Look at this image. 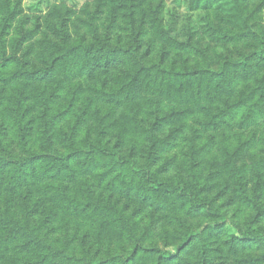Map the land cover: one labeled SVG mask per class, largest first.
I'll return each mask as SVG.
<instances>
[{"label":"trees","instance_id":"obj_1","mask_svg":"<svg viewBox=\"0 0 264 264\" xmlns=\"http://www.w3.org/2000/svg\"><path fill=\"white\" fill-rule=\"evenodd\" d=\"M21 1L0 264H264V0Z\"/></svg>","mask_w":264,"mask_h":264},{"label":"rangeland","instance_id":"obj_2","mask_svg":"<svg viewBox=\"0 0 264 264\" xmlns=\"http://www.w3.org/2000/svg\"><path fill=\"white\" fill-rule=\"evenodd\" d=\"M25 3V0H22L21 1V5H23ZM23 12H27L25 9H24V11ZM3 88H5L6 89V86H4ZM3 136H5V135H3Z\"/></svg>","mask_w":264,"mask_h":264}]
</instances>
